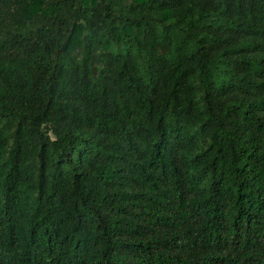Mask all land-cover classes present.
<instances>
[{
	"label": "trees",
	"instance_id": "16d2710c",
	"mask_svg": "<svg viewBox=\"0 0 264 264\" xmlns=\"http://www.w3.org/2000/svg\"><path fill=\"white\" fill-rule=\"evenodd\" d=\"M0 264H264V0H0Z\"/></svg>",
	"mask_w": 264,
	"mask_h": 264
}]
</instances>
